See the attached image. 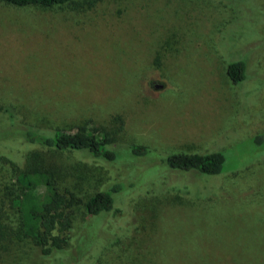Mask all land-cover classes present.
<instances>
[{
	"label": "rangeland",
	"instance_id": "rangeland-1",
	"mask_svg": "<svg viewBox=\"0 0 264 264\" xmlns=\"http://www.w3.org/2000/svg\"><path fill=\"white\" fill-rule=\"evenodd\" d=\"M234 61L245 64L239 82L227 74ZM0 105L15 114L13 126L0 117V134L105 127L117 159L130 161L44 154L83 201L121 182L110 212L73 208L71 239L56 257L21 232L10 204L16 173L0 159L10 228L0 264H264V0L0 2ZM132 144L149 152L137 156ZM33 149L0 139V155L20 165ZM217 151L215 175L160 160Z\"/></svg>",
	"mask_w": 264,
	"mask_h": 264
},
{
	"label": "trees",
	"instance_id": "trees-1",
	"mask_svg": "<svg viewBox=\"0 0 264 264\" xmlns=\"http://www.w3.org/2000/svg\"><path fill=\"white\" fill-rule=\"evenodd\" d=\"M82 1L90 5L94 3V0H0V2L15 7L42 8L63 6L77 8L81 6ZM227 74L233 82L243 80L245 76L244 62L229 63ZM1 116H7L12 123L11 126L14 125L15 114L10 107L0 105ZM12 130L16 131V134L11 132L8 134L5 131V134L4 132L0 134V139L16 136L24 143L38 147L24 156L22 165L6 155H0V159L9 164L16 173L19 192L10 196V204L19 215L20 230L23 235L32 240L43 256H65L66 246L71 239L70 233L74 221L73 208L82 205L89 217L110 212L114 207V194L122 192L120 191L121 182L100 189L83 201L75 191L62 185L61 167L49 162L44 154L46 152L86 151L95 160L105 162L129 160L117 159V150L120 149V146L115 138V132L105 127L82 125L74 131L58 129L50 135L31 129L13 128ZM129 147H131L132 153L143 158L149 152L148 147L144 145L132 144ZM160 160L171 169L195 170L203 174L215 175L222 172L224 156L218 151L171 153ZM131 163L137 162L132 161ZM5 204V200L0 199V242L10 235L8 217L5 216ZM76 252L78 251L76 250Z\"/></svg>",
	"mask_w": 264,
	"mask_h": 264
}]
</instances>
